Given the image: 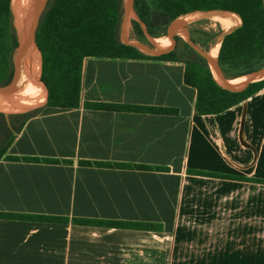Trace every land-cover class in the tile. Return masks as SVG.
<instances>
[{
    "label": "crops",
    "instance_id": "obj_1",
    "mask_svg": "<svg viewBox=\"0 0 264 264\" xmlns=\"http://www.w3.org/2000/svg\"><path fill=\"white\" fill-rule=\"evenodd\" d=\"M185 68L87 56L76 107L0 110L42 107L0 158V264H264V86L200 114Z\"/></svg>",
    "mask_w": 264,
    "mask_h": 264
},
{
    "label": "trees",
    "instance_id": "obj_2",
    "mask_svg": "<svg viewBox=\"0 0 264 264\" xmlns=\"http://www.w3.org/2000/svg\"><path fill=\"white\" fill-rule=\"evenodd\" d=\"M122 3L123 0H46L36 29V42L42 54L39 84L47 91L45 106L72 108L78 105L81 66L87 56L184 61V81L196 88L195 109L200 114L218 113L249 96L221 87L206 60L185 42L159 56L147 55L123 44L117 30ZM210 10L236 13L240 19L232 30L220 35L216 58L225 76L234 78L262 67L264 0H134L136 15L147 32L155 37L164 35L180 15ZM131 26L135 39L145 41L140 25L132 21ZM193 33L195 42L206 51L219 36V32L201 29ZM17 45L11 0H0V85L12 80V55ZM255 83L235 88L247 89ZM41 109L0 111V158L25 121Z\"/></svg>",
    "mask_w": 264,
    "mask_h": 264
},
{
    "label": "water",
    "instance_id": "obj_3",
    "mask_svg": "<svg viewBox=\"0 0 264 264\" xmlns=\"http://www.w3.org/2000/svg\"><path fill=\"white\" fill-rule=\"evenodd\" d=\"M45 1L27 0L26 9L23 15L24 23H25L24 25L25 35L24 38L22 39V42L25 44L24 45L25 47L26 46L30 47L32 60L29 66L25 69L24 74L20 78V80L15 79V72H14L10 83H8L7 85H0V94L2 96H5L7 98H14L17 96L18 97L21 96L25 92L27 85L33 79L35 71H37L40 78L42 54L36 42V29L39 23V19L43 10V4L45 3ZM133 12H135L134 0H123L119 27H118L119 39L123 44L136 48L137 50H139L144 54L151 56H159L172 51L177 43V37L186 34L188 37L189 46L206 60L209 68L216 76V80H218L221 87L231 92L237 93L239 95H251L258 92L264 86V65L260 67L258 70L253 71V72H257L258 74L257 81L253 87L247 89H237L231 86L227 82L228 78L223 73L217 58L212 57L211 55L208 54L206 50L200 47L195 42L191 31L187 28H182L176 31L173 34V38L171 40L170 45L166 48H158L152 43L130 41L129 33H128V25L132 21L131 14ZM136 21H139V19H137Z\"/></svg>",
    "mask_w": 264,
    "mask_h": 264
},
{
    "label": "rangeland",
    "instance_id": "obj_4",
    "mask_svg": "<svg viewBox=\"0 0 264 264\" xmlns=\"http://www.w3.org/2000/svg\"><path fill=\"white\" fill-rule=\"evenodd\" d=\"M43 1H45V0H43ZM13 2L14 1L11 0V4ZM14 4H15V7H14ZM26 4H27V1L24 3L22 0H18V2L13 3L11 5V11H12V15H13V24H14L15 31H16V34H17V37H18V45L14 49L13 55H12L13 65H14V72H15V79H17V80H20V78L23 76V73H24L25 69L29 66V64H30V62L32 60V55H31L30 47L26 46L25 47V55H24L27 58V60H26L27 61L26 67L23 68V69L22 68L19 69L18 66H17V64H16V56H18V55L20 56L21 55V52H22L21 51V46H20L21 45V42H22L21 39L24 38L23 36L25 35V31H24V25H25V23H24L23 15H24V12H25V9H26ZM45 5H46V1L43 4V9L45 8ZM212 16H213V18H212ZM19 20L21 21L20 23H19ZM225 20L227 22H225ZM119 21H120V17H119ZM132 21L137 22L140 25V27H141V29H142V31L144 33V36H145V41H138V40H136L135 39V36H134V34L132 32L131 23H129V25H128L129 39H130V41H133V42H145V43H152L153 44V42L151 41V38H158V37H162L163 38V37L167 36L168 33L170 32L169 31V26L171 24H173V23H174V26L172 27L173 30L171 32V40L173 38V34L176 31H178V30H180L182 28H187L189 30L190 29H193V30L201 29V30H205V31L219 32V36H218L215 44L210 45L209 49L207 50V52L209 54V50L212 47L216 46L219 43L220 35H222V34L228 32V31L232 30L237 25L236 22L239 21V17L235 13H232V12H229V11H222V10L192 11V12H188V13H185V14L180 15L179 17H177L168 26L165 34L164 35H161V36H157V37L152 36V35H150L147 32L146 27H145V24L140 19H139V21H136V20H132ZM118 27H119V23H118ZM183 35H186V34H183ZM183 35H180V36L177 37V43L184 44V42H185L186 44H188V37H187V39H184L183 38ZM163 46L164 45H161L160 47L161 48H164V47H167L168 45L166 44V46H164V47ZM160 47H158V48H160ZM216 54H217V52L215 53V56H213V57H216ZM193 59H195V58H193ZM21 64L23 65V63H21ZM22 67H24V65ZM36 70H37V68H36ZM212 75H213V77L216 80V76L214 75L213 72H212ZM227 78L230 79V77H227ZM216 81L218 82V80H216ZM31 86H32V84H28L27 87H26V89H28ZM41 96H42L41 97V100H39L38 102H36L35 105H38V104H40V103L43 102V95H41ZM17 97L7 98V97L2 96L0 94V103L2 102V100L10 101V99L11 100H14ZM27 98H29V96H27ZM244 99L245 98H243L242 100H244ZM0 107H1L0 110H4V111H16V110H22V109H24V108H16V107H13L12 109L10 108V109H6L5 110V109H3V107L1 106V104H0Z\"/></svg>",
    "mask_w": 264,
    "mask_h": 264
},
{
    "label": "bare ground",
    "instance_id": "obj_5",
    "mask_svg": "<svg viewBox=\"0 0 264 264\" xmlns=\"http://www.w3.org/2000/svg\"><path fill=\"white\" fill-rule=\"evenodd\" d=\"M14 2L13 3H16L18 2V0H13ZM24 3L27 1V0H22ZM12 3V4H13ZM11 4V5H12ZM14 7H15V4H14ZM16 9V8H15ZM200 13V12H199ZM198 13V14H199ZM236 14V13H235ZM232 15V14H231ZM196 17V16H195ZM198 18V17H197ZM213 18V16H212ZM220 18V17H219ZM138 17L137 15L135 14V12H133L131 14V20H137ZM21 21L19 20V23ZM225 22H227L225 20ZM176 26V25H175ZM173 27V26H172ZM170 28L169 29V33L167 36L165 37H158V38H151V41L153 42V44L156 46V47H160L159 45L160 44H163V43H166L168 45H170L171 43V32L173 30V28ZM24 37V36H23ZM183 38L184 39H187V36L186 35H183ZM23 39V38H22ZM21 39V40H22ZM219 44V43H218ZM216 45L214 47H212L210 50H209V54L213 57L215 56V53L217 51H219L218 47L219 45ZM25 44L23 42H21V55L19 56H16V64L18 66V68H25L26 67V63H27V58L24 56L25 55ZM161 48V47H160ZM218 53V52H217ZM23 63L24 67H22L23 65L21 64ZM24 74V73H23ZM257 77H258V74L257 72H251V73H247V74H244V75H241V76H238V77H234V78H230L227 80V82L233 86V87H238V86H241L243 84H248V83H254L257 81ZM40 78H39V74L35 71V74H34V77L33 79L30 81L29 84H32L31 87H29L28 89L25 90V92L15 98L14 100H11L10 101H5V100H2V102L0 103L1 106L3 107V109H12L13 107H16V108H28V107H31V106H34L36 104V100L37 98H40L39 96L43 94V92H45V90L40 86ZM27 96H29V98H27ZM4 101V102H3ZM1 108V107H0Z\"/></svg>",
    "mask_w": 264,
    "mask_h": 264
},
{
    "label": "flooded vegetation",
    "instance_id": "obj_6",
    "mask_svg": "<svg viewBox=\"0 0 264 264\" xmlns=\"http://www.w3.org/2000/svg\"><path fill=\"white\" fill-rule=\"evenodd\" d=\"M190 31H191V33H192V35H193V37H194L193 29H190ZM178 44H179V43H176L175 47L178 46ZM175 47H174V48H175Z\"/></svg>",
    "mask_w": 264,
    "mask_h": 264
}]
</instances>
